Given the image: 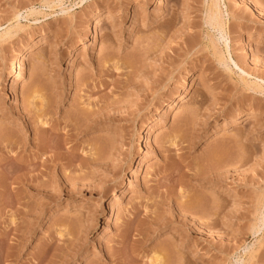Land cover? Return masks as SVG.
Instances as JSON below:
<instances>
[{
    "label": "rangeland",
    "instance_id": "1",
    "mask_svg": "<svg viewBox=\"0 0 264 264\" xmlns=\"http://www.w3.org/2000/svg\"><path fill=\"white\" fill-rule=\"evenodd\" d=\"M0 264H264V0H0Z\"/></svg>",
    "mask_w": 264,
    "mask_h": 264
},
{
    "label": "bare ground",
    "instance_id": "2",
    "mask_svg": "<svg viewBox=\"0 0 264 264\" xmlns=\"http://www.w3.org/2000/svg\"><path fill=\"white\" fill-rule=\"evenodd\" d=\"M212 8L209 10V13H208V23L210 24V25H212V26H214V25H216V23H217V18H218V13H217V11L215 10V5L213 6H211ZM18 16V14L16 15V17ZM3 35H5V33L3 32ZM2 35V36H3ZM244 52H243V54L244 53H247L246 52V49L245 50H243ZM24 57H25V55H24ZM24 58L22 57L21 58V60H20V62H19V67L20 68H22L23 67V65H24ZM23 69V68H22ZM21 70V69H20ZM40 100V99H39ZM38 100V101H39ZM180 100H181V98H180ZM36 105V104H35ZM42 105V104H41ZM39 106H40V103H39ZM38 106V109H41L40 107ZM77 110V109H76ZM81 110V109H80ZM78 111V110H77ZM80 112H83V111H80ZM77 113V112H76ZM77 116V115H76ZM77 117H79V116H77ZM76 117V118H77ZM49 147H50V145H49ZM38 149V148H37ZM39 150H41L40 152H42V154L41 155H45L47 152L49 153L50 151H49V148L48 147H46V146H41L40 148H39ZM62 154V153H61ZM40 155V154H39ZM57 157V156H56ZM60 158V157H59ZM56 159V158H55ZM53 161V156H51V155H47L46 157H45V159H44V161H43V166L45 167V174L46 175H48V172H46L47 170L49 171V165H50V162H52ZM54 162V161H53ZM18 166V165H17ZM18 170V169H17ZM14 173V172H13ZM38 175V174H37ZM40 175H41V173H40ZM36 177V176H35ZM47 177H49V175L47 176ZM36 178H38L39 179V176H37ZM41 178V177H40ZM161 259H159V258H157L154 262L156 263V261H157V263H161V261H160ZM153 263V262H152Z\"/></svg>",
    "mask_w": 264,
    "mask_h": 264
}]
</instances>
